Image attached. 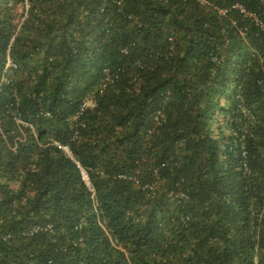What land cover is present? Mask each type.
<instances>
[{
	"label": "trees",
	"instance_id": "trees-1",
	"mask_svg": "<svg viewBox=\"0 0 264 264\" xmlns=\"http://www.w3.org/2000/svg\"><path fill=\"white\" fill-rule=\"evenodd\" d=\"M0 264H264V0H0Z\"/></svg>",
	"mask_w": 264,
	"mask_h": 264
},
{
	"label": "built area",
	"instance_id": "built-area-1",
	"mask_svg": "<svg viewBox=\"0 0 264 264\" xmlns=\"http://www.w3.org/2000/svg\"><path fill=\"white\" fill-rule=\"evenodd\" d=\"M241 11H243V9H242ZM225 12H226V11H223V10L220 11L221 14H225ZM8 65H10V63H8ZM14 66H15V65H14ZM108 80H109V78H106V81H108ZM104 87H105V84L103 85V88H104ZM88 105H90V102H87V101H86V102L83 104V106H82V108H81V111H80L79 113H77V114L73 117V119H77V117L79 116V114H80L82 111H84L85 107L88 106ZM66 151H67V150H66ZM82 173H83V177H84L85 179H87L85 173H84V172H82Z\"/></svg>",
	"mask_w": 264,
	"mask_h": 264
}]
</instances>
